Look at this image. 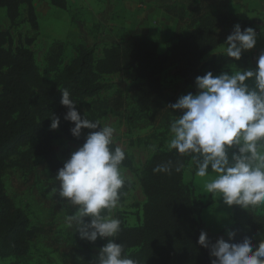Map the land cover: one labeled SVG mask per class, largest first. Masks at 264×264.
<instances>
[{
    "label": "trees",
    "instance_id": "16d2710c",
    "mask_svg": "<svg viewBox=\"0 0 264 264\" xmlns=\"http://www.w3.org/2000/svg\"><path fill=\"white\" fill-rule=\"evenodd\" d=\"M48 1L59 10H68V0ZM23 6L27 8L26 21L30 25L24 43L20 39L19 46L13 49L12 34L3 30L0 24V258H24L33 243L45 239L60 255L63 264H92L96 260L93 247L98 245V239L94 243L82 240L74 227V243H70L57 234L54 226L57 215L64 211L74 214L75 209L59 197V182L55 176L64 161L54 147L56 136L50 129L51 119L58 117L57 130L79 145L91 131L83 129L79 138L72 136L74 124L64 119L68 109L60 103L62 91L68 90L74 102L98 98L113 90L112 85L102 82L104 76L127 72L133 81L129 96L146 121L143 127L169 129L171 121L181 115L173 112L169 105L182 95L196 93L197 76L208 71L216 75L226 66L237 63L214 52L225 44L234 25H241L242 30L255 29L256 21L202 2H197L190 14L185 7L164 6L163 10L177 20L175 34L164 53L159 51L157 41L136 34L120 45L104 49L100 59H96L94 48L81 44L76 48L78 56L61 69L66 44L54 41L46 62L55 76L48 79L40 72L31 50L41 31L34 0H0V10H6L13 26L18 24ZM209 56H212L211 60H208ZM166 75L179 80L172 89L165 85ZM127 104L128 97L115 91L110 98L98 103V116L76 109L82 118L99 121L102 127L100 119L109 110L120 112ZM188 161L189 157H180L175 150L157 152L140 176L146 196L141 223L131 227L122 214L117 217L121 221V231L115 240L124 245L125 253L139 264H211L213 258H210L209 250L197 243L204 231L202 214L209 203L197 200L185 183ZM168 162H171L170 173L153 172L155 167ZM179 163L183 167L177 172L175 168ZM8 168L29 173L23 187L33 191L39 203L51 211L50 224L34 226L27 213L18 206L5 184ZM122 168L135 170L127 153ZM39 175L50 180L43 195L37 186ZM133 186L126 180L123 189L126 195ZM231 231L236 235L226 242L238 243L248 236L254 237L253 243L258 244V233L264 234V215L239 207Z\"/></svg>",
    "mask_w": 264,
    "mask_h": 264
},
{
    "label": "clouds",
    "instance_id": "9594fccd",
    "mask_svg": "<svg viewBox=\"0 0 264 264\" xmlns=\"http://www.w3.org/2000/svg\"><path fill=\"white\" fill-rule=\"evenodd\" d=\"M256 44V30H242L236 24L222 46L228 58L240 61ZM195 88V94L189 92L169 105L181 115L169 125L167 149L189 157L195 175L207 178L205 191L224 205L247 211L264 208V52L254 69L237 68L219 75L208 71L195 78ZM60 103L68 109L64 119L74 124L73 137L79 138L83 129L91 130L55 176L61 201L75 209L66 217L67 224L75 227L82 240L94 243L109 238L92 264H139L115 240L121 221L113 211L126 195L122 168L126 153L120 146L113 147L116 129L82 118L68 90L62 91ZM59 124L60 119L52 117L50 129H58ZM170 165H158L153 172L170 173ZM182 167L179 163L175 171ZM227 234L229 240L236 235L234 231ZM258 237V244L248 236L238 243L220 238L212 244L201 231L197 243L209 249L211 264H264V234Z\"/></svg>",
    "mask_w": 264,
    "mask_h": 264
},
{
    "label": "rangeland",
    "instance_id": "374dc122",
    "mask_svg": "<svg viewBox=\"0 0 264 264\" xmlns=\"http://www.w3.org/2000/svg\"><path fill=\"white\" fill-rule=\"evenodd\" d=\"M121 0H117V2ZM115 2V3H117ZM128 2V3H127ZM197 2L201 0H127L124 6H120L117 13L112 14L109 21H103L99 17H91L84 20L79 19L80 24H84L79 34L70 31V26L66 22V14L56 12L50 8L49 4L44 0H38L40 19V36L31 50L35 53V58L40 72L48 79H53L55 73L51 72L46 62V55L54 41H62L66 44L63 54V65L61 69L71 63L78 55L77 46L83 44L87 47L95 49L96 59L103 57V51L106 48L120 45L127 38L136 35H146L155 40L159 44V51L164 53L167 50L169 41L175 34L177 20L168 15L164 10V6L185 7L188 14L192 12ZM134 5L133 14L122 17L124 15L123 8ZM206 4V3H204ZM214 6V5H212ZM52 7V6H51ZM241 18L256 21L257 44L253 50L244 52L242 58L237 63H232L225 67L221 72H229L240 69L252 68L254 50L263 49L264 40V14L256 11L246 10L244 5L240 4ZM53 8V7H52ZM238 9V7H237ZM129 10H131L129 6ZM27 8L23 6L21 9V18L16 26H13L7 17L5 9L0 10V24L5 31H9L14 38L13 49L20 44V39L25 41V36L30 31V25L26 21ZM120 14L119 16H115ZM77 22V21H76ZM78 24L73 21L71 28ZM9 47V46H8ZM223 52V50H222ZM219 52L221 55L224 53ZM209 56L208 60H211ZM246 63V67L244 64ZM235 64V65H234ZM220 72V73H221ZM220 73L216 74L219 75ZM179 80L166 75L164 82L168 89H172ZM102 82L113 86L112 91L102 93L98 98L76 100L75 105L88 115H99L98 103L110 98L115 91L122 92L128 97L127 107L120 112L112 110L100 119L102 125H110L116 129L114 143L122 147L131 157L135 170L123 168L126 180L133 183V188L127 193L120 207L113 211V215L117 218L122 214L128 226H137L143 218V206L146 202V196L140 183L141 172L148 161L159 151H169L167 143L169 140V129H159L153 126L143 127L146 123L143 115L139 113L134 101L130 98L129 92L133 81L129 73L121 72L119 74L104 76ZM1 90V88H0ZM56 136L54 147L58 157L62 161H66L72 152L80 146L70 141L63 133L57 129L52 130ZM34 143L33 145H35ZM190 158L185 172V183L193 190L197 200L203 203H209L208 207L202 214L204 223V232L207 233L209 241L214 244L218 239H228V231L234 225V218L238 206L224 205L222 200L207 193L204 184L207 178H199L195 175V167H189ZM29 173L18 171L14 168H8L5 172V184L9 194L16 200L18 206L22 208L29 216L34 226H46L52 222L51 211L44 204H40L33 191L25 190L23 183L28 182ZM47 182L50 180L42 175L38 178V188L41 194H45L48 187ZM211 201V202H210ZM258 214L264 215V208L250 209ZM73 214L70 211H64L57 215L54 220V226L57 234L64 239H68L70 243H74L73 227H69L66 221L68 215ZM109 242V238H98V245L93 247V257L97 259L99 250L102 246ZM209 250V249H208ZM210 254V251H209ZM63 264L60 255L54 252L45 239H40L32 244L30 253L21 259L0 258V264Z\"/></svg>",
    "mask_w": 264,
    "mask_h": 264
},
{
    "label": "crops",
    "instance_id": "0c3cea01",
    "mask_svg": "<svg viewBox=\"0 0 264 264\" xmlns=\"http://www.w3.org/2000/svg\"><path fill=\"white\" fill-rule=\"evenodd\" d=\"M37 1L38 0H34V4L36 7L38 20L41 21L39 15V9L37 6ZM44 1H46L48 4L50 3L48 0H44ZM126 1L127 0H121L120 2L119 1L117 2V0H68L69 7L67 11L59 10L53 7L51 4H49V6L53 10L52 11L53 14H54V10H56V12H61L63 14H66L67 16L66 22L70 26V31L75 32L74 35H77L79 34V31L83 27H85L84 24L79 23V19L84 20L91 17H96V18L99 17L103 21L107 22L111 20L112 14L117 13L120 6L125 5ZM201 1H203L208 5H214L216 7L224 8L229 12L236 14L238 16L242 14L239 7L240 4L244 5L246 10L256 11L258 13L264 14V0H201ZM128 5L130 6L131 10H129V6L124 7L123 8L124 15H121L122 17L128 16V14H133L135 10V6L131 4ZM119 15L120 14H117L115 16H119ZM73 21H75V23L78 24V26L75 25L74 28H71V24H73ZM263 45H264V40H263ZM222 50H223V46L218 48V50H216L214 54H219V52H222ZM263 50H264V46H263Z\"/></svg>",
    "mask_w": 264,
    "mask_h": 264
},
{
    "label": "built area",
    "instance_id": "2783aa9c",
    "mask_svg": "<svg viewBox=\"0 0 264 264\" xmlns=\"http://www.w3.org/2000/svg\"><path fill=\"white\" fill-rule=\"evenodd\" d=\"M261 52H264V50L261 49V50H254V51H252V54H253V58H252V60H253L252 68L253 69L256 67V61H257V58L259 57V55H260Z\"/></svg>",
    "mask_w": 264,
    "mask_h": 264
}]
</instances>
